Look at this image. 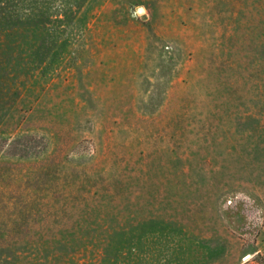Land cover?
I'll list each match as a JSON object with an SVG mask.
<instances>
[{
	"label": "rangeland",
	"instance_id": "rangeland-1",
	"mask_svg": "<svg viewBox=\"0 0 264 264\" xmlns=\"http://www.w3.org/2000/svg\"><path fill=\"white\" fill-rule=\"evenodd\" d=\"M0 264H264V0H0Z\"/></svg>",
	"mask_w": 264,
	"mask_h": 264
},
{
	"label": "trees",
	"instance_id": "trees-1",
	"mask_svg": "<svg viewBox=\"0 0 264 264\" xmlns=\"http://www.w3.org/2000/svg\"><path fill=\"white\" fill-rule=\"evenodd\" d=\"M71 10H67L66 12H62L63 13V15L64 14H67L68 12H70ZM32 14L34 13L33 11L31 12Z\"/></svg>",
	"mask_w": 264,
	"mask_h": 264
},
{
	"label": "water",
	"instance_id": "water-1",
	"mask_svg": "<svg viewBox=\"0 0 264 264\" xmlns=\"http://www.w3.org/2000/svg\"><path fill=\"white\" fill-rule=\"evenodd\" d=\"M141 11V10H140Z\"/></svg>",
	"mask_w": 264,
	"mask_h": 264
}]
</instances>
